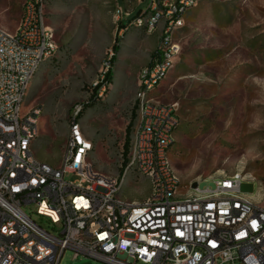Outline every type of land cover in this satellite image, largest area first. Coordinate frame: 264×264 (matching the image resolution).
Returning <instances> with one entry per match:
<instances>
[{"label": "built area", "instance_id": "1", "mask_svg": "<svg viewBox=\"0 0 264 264\" xmlns=\"http://www.w3.org/2000/svg\"><path fill=\"white\" fill-rule=\"evenodd\" d=\"M47 1L24 0L16 29L0 27V264H59L66 250L104 264H264V203L248 190L264 187L240 172L181 185L169 158L175 105L149 97L172 69L180 50L174 35L198 0H149L131 19L144 0L114 8L121 24L129 20L148 34L163 28L156 57L139 73L137 122L118 178L93 171L91 142L75 116L59 167L33 153L41 108L23 107L31 79L56 49ZM129 172L149 184L141 202L117 196Z\"/></svg>", "mask_w": 264, "mask_h": 264}, {"label": "rangeland", "instance_id": "2", "mask_svg": "<svg viewBox=\"0 0 264 264\" xmlns=\"http://www.w3.org/2000/svg\"><path fill=\"white\" fill-rule=\"evenodd\" d=\"M24 0H0V27L13 32ZM144 0L131 19L146 8ZM126 0H48L46 25L56 44L31 79L23 110L40 107L39 131L32 144L35 157L59 167L69 124L77 113L91 142L87 161L94 172L118 178L127 127L131 142L137 122L135 95L140 70L156 57L162 26L148 34L118 22L115 7ZM119 38L116 41V38ZM174 40L179 54L166 77L149 93L162 105H175L178 126L170 162L181 185L235 172L250 174L264 187V0H198L186 13ZM117 42L118 51L111 50ZM111 64V82L93 106L81 110ZM66 176L67 179H74ZM264 203L257 184L248 189ZM149 194L144 178L129 172L118 198L141 202ZM27 213L37 224L47 221ZM59 264H104L66 250Z\"/></svg>", "mask_w": 264, "mask_h": 264}, {"label": "trees", "instance_id": "3", "mask_svg": "<svg viewBox=\"0 0 264 264\" xmlns=\"http://www.w3.org/2000/svg\"><path fill=\"white\" fill-rule=\"evenodd\" d=\"M139 14V11H137V13L133 16V17H136L137 15ZM132 17V18H133ZM121 26H123L121 24ZM119 38L117 37L116 38V41L118 40ZM111 50L113 51V54L117 53L118 51V46H117V42L114 43V45L112 46ZM152 61L154 59V54H152ZM151 61V62H152ZM114 62V57H112L110 60H109V67L107 69V71L102 75L101 79L99 81L96 82L95 85H93L91 87V95L89 97V100L86 104H83L82 107H81V110L84 111L88 106H93L95 101L99 98L98 95L99 93L102 91V90H106L108 84L111 82V64H113ZM150 62V63H151ZM81 116V113H77L76 115V119H78L79 117ZM129 129L130 127H127V133H126V138H125V141H124V144H123V152H122V167L124 166L125 164V161H126V155L128 153V150H129V146H130V140H129ZM122 174V168H120L119 170V177L121 176Z\"/></svg>", "mask_w": 264, "mask_h": 264}]
</instances>
